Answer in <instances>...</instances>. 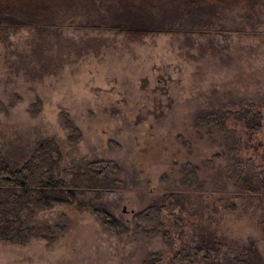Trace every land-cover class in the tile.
Instances as JSON below:
<instances>
[{
  "label": "rangeland",
  "instance_id": "obj_1",
  "mask_svg": "<svg viewBox=\"0 0 264 264\" xmlns=\"http://www.w3.org/2000/svg\"><path fill=\"white\" fill-rule=\"evenodd\" d=\"M43 1L47 18L0 15V163L52 142L71 204L23 213L39 236L0 242V264H225L250 246L264 264V189L246 186L264 181V0L153 1L135 31L120 0ZM209 113L222 126H198ZM95 162L117 175L73 189Z\"/></svg>",
  "mask_w": 264,
  "mask_h": 264
},
{
  "label": "trees",
  "instance_id": "obj_2",
  "mask_svg": "<svg viewBox=\"0 0 264 264\" xmlns=\"http://www.w3.org/2000/svg\"><path fill=\"white\" fill-rule=\"evenodd\" d=\"M153 1L160 0H120L117 8L123 11L121 20L124 21V26L135 31L140 26L137 24L146 23L145 27L148 28L147 23L152 24L147 20L149 19L148 15H150L149 4H153ZM170 1L177 4L217 6H227L231 2H240V0ZM20 11L31 12L37 20L47 18L52 14L51 9L47 7L43 0H0V15L10 16ZM200 115L197 117L198 126L204 124L222 126V122L225 120V115L220 117L215 113ZM239 116L247 117L249 129L259 131L261 116L252 106L246 107V111L239 114ZM60 160L61 157L57 147L52 142H42L37 146L33 156L21 166H9L6 163H0V242L23 245L31 238L39 236L34 230L23 228V213H26L27 218H31L39 210L50 209L54 205L71 204L69 198L60 195L66 189L65 184L55 177L56 173L59 172ZM90 167L92 168L91 171L88 170L82 174L83 177L80 176L82 177L81 180L78 181L77 176L79 174L76 175L75 182L77 184L72 185L73 189L78 186L81 189L97 188L92 186L95 179L105 180L106 176H115L118 172L117 166L112 162H95ZM251 184L246 185L251 193H258L261 186L264 189V181L256 187H251ZM163 212L167 211L164 208L149 207L138 214L137 218L145 224L156 225ZM95 213L102 224L120 233L122 227L114 218L97 210H95ZM212 251H214V247L210 244L206 250L209 258ZM225 260V264H262L260 256L251 246L243 249L239 254H229Z\"/></svg>",
  "mask_w": 264,
  "mask_h": 264
}]
</instances>
